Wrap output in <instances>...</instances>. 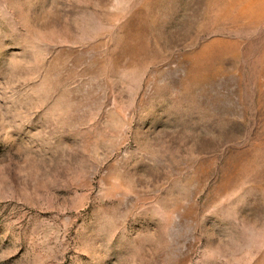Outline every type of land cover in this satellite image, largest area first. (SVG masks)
<instances>
[{
  "label": "rangeland",
  "instance_id": "obj_1",
  "mask_svg": "<svg viewBox=\"0 0 264 264\" xmlns=\"http://www.w3.org/2000/svg\"><path fill=\"white\" fill-rule=\"evenodd\" d=\"M0 264H264V0H0Z\"/></svg>",
  "mask_w": 264,
  "mask_h": 264
}]
</instances>
